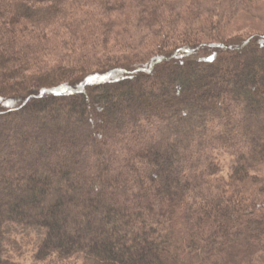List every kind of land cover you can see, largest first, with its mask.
<instances>
[{
	"label": "trees",
	"instance_id": "16d2710c",
	"mask_svg": "<svg viewBox=\"0 0 264 264\" xmlns=\"http://www.w3.org/2000/svg\"><path fill=\"white\" fill-rule=\"evenodd\" d=\"M179 2L0 0V264H264V35L88 64Z\"/></svg>",
	"mask_w": 264,
	"mask_h": 264
},
{
	"label": "rangeland",
	"instance_id": "374dc122",
	"mask_svg": "<svg viewBox=\"0 0 264 264\" xmlns=\"http://www.w3.org/2000/svg\"><path fill=\"white\" fill-rule=\"evenodd\" d=\"M176 1H180L182 6L180 5L177 13H172L171 28L163 32V35L152 34L144 27L136 30L129 27L126 32L123 27L129 25L124 23L120 25L121 27L117 26L115 35L110 33L101 39L98 46H95L96 49H93L97 53L93 54V59H89L88 64L91 66L99 64L100 67L107 68L114 66L112 59L120 60L137 55L150 56L163 50L191 44L233 43L242 38L264 35V0H242L243 4L240 6H228L227 0ZM63 55L68 54L62 51L58 57L52 56L49 61L57 64ZM65 58L67 59V56ZM63 65L68 69L72 67V64L68 63ZM229 166L230 163L227 162L226 170ZM10 238L15 242L8 245L9 253L19 262L30 264L37 234L19 230L11 234Z\"/></svg>",
	"mask_w": 264,
	"mask_h": 264
}]
</instances>
